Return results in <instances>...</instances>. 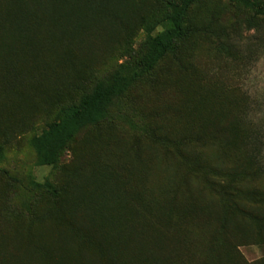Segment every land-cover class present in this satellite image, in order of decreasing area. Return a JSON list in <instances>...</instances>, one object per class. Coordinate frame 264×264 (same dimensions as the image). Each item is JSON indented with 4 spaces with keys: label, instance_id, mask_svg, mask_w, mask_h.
Instances as JSON below:
<instances>
[{
    "label": "rangeland",
    "instance_id": "obj_1",
    "mask_svg": "<svg viewBox=\"0 0 264 264\" xmlns=\"http://www.w3.org/2000/svg\"><path fill=\"white\" fill-rule=\"evenodd\" d=\"M166 1L0 0V264H63L68 249L98 258L94 233L120 243L131 222L163 212L181 250L203 252L213 233L216 253L237 251L226 264H264L257 232L235 221L231 179H211L249 147L259 163L232 179L242 199L264 193V17L236 0H196L174 50L81 127L54 165L37 162L31 139L60 107L114 73L139 72ZM192 133L199 139L182 152L175 139ZM45 181L56 194L34 186ZM254 208L264 216V202ZM227 216L234 246L217 229Z\"/></svg>",
    "mask_w": 264,
    "mask_h": 264
},
{
    "label": "trees",
    "instance_id": "obj_2",
    "mask_svg": "<svg viewBox=\"0 0 264 264\" xmlns=\"http://www.w3.org/2000/svg\"><path fill=\"white\" fill-rule=\"evenodd\" d=\"M196 0H167V12L163 18L164 27L155 34H149L145 40V51L139 58V72H135L132 76L126 74L114 73L107 82L99 81L93 88L82 95L78 102L65 105L59 108L56 117L47 123L40 132L35 134L31 139V145L36 152L37 162L40 165H54L57 162L60 152L73 139L75 133L84 125L98 122L103 116L107 105L116 97L122 96L128 89L131 81L144 74L150 73L158 62L169 52L174 50L175 43L178 39L186 34L184 22L186 14L190 6ZM246 7L254 11V14L264 17V1L261 0H236ZM258 136V135H257ZM200 137L199 134L192 133L188 138L175 139L178 146L182 144V152H186L188 144L185 141H196ZM254 139L253 136L248 138L249 143ZM256 145V144H255ZM250 146V144H249ZM249 147L243 153L240 161L224 168V172L215 174L212 180L222 183L223 175L226 174L232 182L230 184V193L226 194L232 204V208L236 212V220L242 221L246 228L255 236L256 232L259 238L256 243L264 245V216H259V212H255V206H260L264 202V193H251L248 198H241L243 189L240 184L232 179V175L244 169V164H258V153L251 155ZM188 153H192L189 151ZM2 151L0 149V156ZM218 173V172H217ZM251 171L246 172L249 175ZM223 174V175H222ZM211 180V181H212ZM212 181V182H214ZM35 187L45 188L52 194H56V188L49 181L43 183L34 182ZM170 194L167 200L162 204V208L169 206ZM195 210L190 213L193 221L197 220ZM152 214H147L144 223L135 220L131 222L128 228L127 238L117 243L111 237V234L104 237L101 233L96 236V251L100 253L97 258L94 253H77L68 249L63 264H207L205 258L212 257V261L208 264H226V260H230L237 251H231L232 255L224 256L225 252L219 250L216 253L217 244H214V234L210 233L205 237L203 242V252L197 247H187L180 249L176 243V235L173 239L172 225L168 222V212H163L160 220H156ZM233 221V217L227 216L217 229H220L223 239L228 244L234 246V241H238L235 234L230 238L228 233L229 224ZM187 222H185V225ZM147 226V227H146ZM196 224L193 223L191 231L194 230ZM203 230V227H199ZM191 236V235H189ZM242 236V235H241ZM117 237V236H116ZM187 239H190L187 237ZM245 236H242V243H245ZM173 241V242H172Z\"/></svg>",
    "mask_w": 264,
    "mask_h": 264
}]
</instances>
